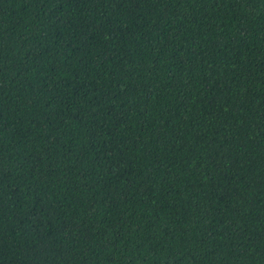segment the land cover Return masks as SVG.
Wrapping results in <instances>:
<instances>
[{
	"label": "trees",
	"instance_id": "1",
	"mask_svg": "<svg viewBox=\"0 0 264 264\" xmlns=\"http://www.w3.org/2000/svg\"><path fill=\"white\" fill-rule=\"evenodd\" d=\"M0 264H264V0H0Z\"/></svg>",
	"mask_w": 264,
	"mask_h": 264
}]
</instances>
